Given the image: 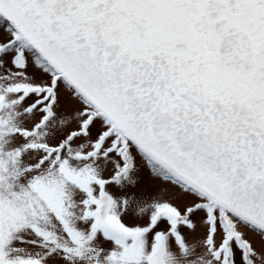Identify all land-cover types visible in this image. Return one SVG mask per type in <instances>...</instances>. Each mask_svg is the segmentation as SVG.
I'll use <instances>...</instances> for the list:
<instances>
[{
  "label": "snow or ice",
  "instance_id": "obj_1",
  "mask_svg": "<svg viewBox=\"0 0 264 264\" xmlns=\"http://www.w3.org/2000/svg\"><path fill=\"white\" fill-rule=\"evenodd\" d=\"M0 17V264H264V0ZM137 154L162 186L115 195Z\"/></svg>",
  "mask_w": 264,
  "mask_h": 264
},
{
  "label": "rangeland",
  "instance_id": "obj_2",
  "mask_svg": "<svg viewBox=\"0 0 264 264\" xmlns=\"http://www.w3.org/2000/svg\"><path fill=\"white\" fill-rule=\"evenodd\" d=\"M5 27L0 25V30H4ZM135 169L130 174V180H137L136 184L129 183L127 181L124 182L123 188L120 186H110V190L117 196L120 195H135L139 197L141 193L144 191V184L146 182H150L156 186H162L161 179L158 175H155L152 172L151 166L146 162L144 157L141 154H137L135 157ZM141 205L137 202H133L128 211L121 217V219L128 224L133 223H144L147 220L145 216L143 219L135 216V212L138 207ZM26 239H32L31 236L26 237ZM93 245L105 250H111L114 247V244L111 240H105L101 233L97 234L96 239L93 241ZM25 248H32L31 245L25 244L23 245ZM35 250V249H33Z\"/></svg>",
  "mask_w": 264,
  "mask_h": 264
},
{
  "label": "water",
  "instance_id": "obj_3",
  "mask_svg": "<svg viewBox=\"0 0 264 264\" xmlns=\"http://www.w3.org/2000/svg\"><path fill=\"white\" fill-rule=\"evenodd\" d=\"M7 24H8V26L10 27V22L9 21H7L5 18H3V17H1Z\"/></svg>",
  "mask_w": 264,
  "mask_h": 264
}]
</instances>
